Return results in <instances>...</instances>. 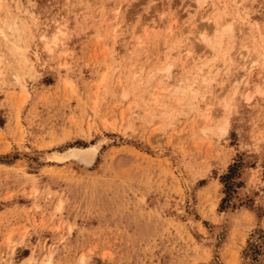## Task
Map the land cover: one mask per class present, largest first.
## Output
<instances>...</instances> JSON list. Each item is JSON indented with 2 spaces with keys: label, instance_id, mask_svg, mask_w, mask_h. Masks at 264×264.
Listing matches in <instances>:
<instances>
[{
  "label": "rangeland",
  "instance_id": "374dc122",
  "mask_svg": "<svg viewBox=\"0 0 264 264\" xmlns=\"http://www.w3.org/2000/svg\"><path fill=\"white\" fill-rule=\"evenodd\" d=\"M0 1V264H264V0Z\"/></svg>",
  "mask_w": 264,
  "mask_h": 264
},
{
  "label": "bare ground",
  "instance_id": "6f19581e",
  "mask_svg": "<svg viewBox=\"0 0 264 264\" xmlns=\"http://www.w3.org/2000/svg\"><path fill=\"white\" fill-rule=\"evenodd\" d=\"M197 2H199V4L201 5V6H203V3L205 2V0H196ZM214 3L215 2H213V5L212 6H214L215 7V5H214ZM1 6H2V2L0 1V8H1ZM216 18V17H215ZM214 17L212 18V20H214V21H211V22H214V28H213V30H214V32H215V35H216V38H218L219 36H221V35H223L224 36V34H226V33H228L229 31H231V28H232V24H228L227 26L226 25H223L224 24V22H223V24L221 25V23H220V25L221 26H219V23H218V21H217V19H215ZM10 20V19H9ZM172 21H174V20H172ZM213 24V23H212ZM12 30H13V28H11ZM166 29V28H165ZM174 27L173 26H171V27H169L168 29H167V33L169 34V38L170 37H172V34L174 33ZM249 31L250 30H252V29H248ZM196 32V31H195ZM166 33V34H167ZM197 34H199L198 36H200V38L202 39V41H204V42H206V44L208 45V47L211 49V51H212V53H217V51L216 50H218L213 44H212V42L211 41H209L208 39L210 38H208V35L207 34H205L203 31H200L199 33H197ZM214 34V33H213ZM19 35V34H18ZM11 37V36H10ZM44 38V37H43ZM138 39V41L136 42V44L139 46L140 44H141V41H140V38L139 37H137ZM197 38V37H196ZM16 39V38H15ZM18 39V38H17ZM175 39V38H174ZM165 42H166V44L169 42V39H165ZM165 42H164V44H165ZM194 43V42H193ZM189 45V44H188ZM168 46H166L165 48H167ZM52 50V49H51ZM264 50V49H263ZM193 52H195V51H193ZM194 53H191V52H188V51H186V54H184V57H183V63H184V69L186 70V69H189L190 71L191 70H195L196 72H197V74L199 75L200 73H204L205 72V68L206 67H209L210 66V63H211V61L209 60V58L208 57H206L205 59H196L195 57H194V55H193ZM218 54V53H217ZM250 56V51H247L245 54H242L241 55V65H242V69L244 70V72L241 74V75H237L236 77H234L233 79H231L230 81H229V83L224 87V88H222V94L224 95V94H226V93H228V90H230V91H232V93H230V94H236V90L237 89H235V88H233L234 87V85L236 84V83H238L239 81H241V80H243V79H245V78H247V83L248 84H250V78H251V74L253 73V69H254V63H255V60H253V59H251L252 61H249V59H248V57ZM260 57H262V59H264V54H262V55H259ZM216 58V57H215ZM214 58V59H215ZM20 59V58H19ZM213 59V60H214ZM212 60V59H211ZM216 60H218V59H216ZM215 61V60H214ZM18 62V61H17ZM16 62V63H17ZM228 62V60L226 59V57H225V59H224V64H226ZM19 63V62H18ZM21 63V62H20ZM182 63V64H183ZM22 64H24V63H22ZM21 65V64H20ZM27 66V65H26ZM183 67V66H182ZM170 68H171V66L169 65L168 66V68H167V70H170ZM24 68H22V70H23ZM219 67H217V70H216V68H215V70L212 72V70H210V71H208L207 72V74H205V75H202L201 77H202V79H203V82L204 83H206V84H208L210 81H212V80H214V79H212V78H209L208 77V75H214V72H218L219 70ZM240 69V68H239ZM239 71V70H238ZM193 72V71H192ZM2 72H0V74H1ZM195 73V72H194ZM195 78V77H194ZM197 78V77H196ZM199 78V77H198ZM200 79V78H199ZM177 83H175V84H177L176 85V87H174V90L171 92V93H175V94H179V95H188L189 93H190V91H191V88H190V83H188V80H186L184 77H181V78H179V79H177V81H176ZM188 83V84H187ZM141 84V83H140ZM146 86V85H145ZM249 86V85H248ZM23 87V89H24V91L26 90V88L24 87V86H22ZM262 88L261 89H263L264 90V88H263V86H261ZM233 88V89H232ZM247 88H249V87H247ZM246 88V89H247ZM232 89V90H231ZM245 89V90H246ZM237 95V94H236ZM185 96V97H186ZM183 97V96H182ZM227 106V104H225V106H224V108L225 109H227L228 107H226ZM206 118V117H205ZM205 118L203 119V121L205 120ZM205 128H206V126H205ZM204 131V130H203ZM206 131V130H205ZM98 145V144H97ZM97 145H95L94 147H91V148H86V149H78V148H75V149H72V150H70L67 154H64L63 156L61 155V157L62 158H71V157H74V158H76V159H78L79 161H81V162H83V163H86V164H89V166H91V165H93V163L95 162V159H96V155H97V153H98V150H99V145L97 146ZM57 155H59V154H57ZM60 156V155H59ZM58 156V157H59ZM60 157V158H61ZM51 261H52V259H51V256L49 257V258H47L46 259V261L43 263V264H51Z\"/></svg>",
  "mask_w": 264,
  "mask_h": 264
}]
</instances>
